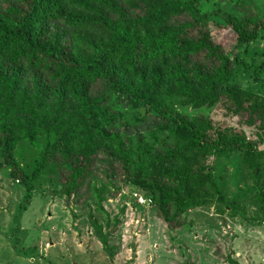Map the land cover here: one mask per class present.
<instances>
[{"label": "trees", "instance_id": "1", "mask_svg": "<svg viewBox=\"0 0 264 264\" xmlns=\"http://www.w3.org/2000/svg\"><path fill=\"white\" fill-rule=\"evenodd\" d=\"M201 3L0 0V158L25 189L21 211L46 184L67 205L92 194L104 225L89 220L109 256L119 221L104 204L116 180L168 225L206 209L264 225V97L232 85L245 61L215 42ZM215 26L247 52L264 16L228 14ZM219 104L256 140L178 110ZM23 145L37 152L26 169ZM233 156L246 187L230 198L207 163Z\"/></svg>", "mask_w": 264, "mask_h": 264}, {"label": "rangeland", "instance_id": "2", "mask_svg": "<svg viewBox=\"0 0 264 264\" xmlns=\"http://www.w3.org/2000/svg\"><path fill=\"white\" fill-rule=\"evenodd\" d=\"M201 6L210 18L215 42L245 61L232 85L264 97V34L247 52L243 51L246 48L234 52L235 34L215 26L228 14L253 12L264 16V0H202ZM178 110L188 118H210L216 125L243 131L256 140V129L247 127L223 105ZM21 148L26 169L37 152L26 145ZM239 164L236 156L225 161L212 158L207 163L230 198L246 187ZM10 172L0 158V264H229V256L239 264H264V225L220 217L215 209L190 211L179 222L168 225L152 209L153 204L140 205L136 192L119 180L112 181L108 192L114 190V197L109 196L104 204L111 219L119 221L109 230L113 250L109 256L89 220L92 213L104 225L92 205V194L84 191L77 203L73 200L67 205L58 195V187L46 184L36 188L39 194L35 193L29 207L21 211L25 189ZM102 178L98 177V183Z\"/></svg>", "mask_w": 264, "mask_h": 264}, {"label": "built area", "instance_id": "3", "mask_svg": "<svg viewBox=\"0 0 264 264\" xmlns=\"http://www.w3.org/2000/svg\"><path fill=\"white\" fill-rule=\"evenodd\" d=\"M135 198L137 200V202L140 204V205H150L151 204V201L150 200H147L145 199L144 197H142L141 195L139 194H135Z\"/></svg>", "mask_w": 264, "mask_h": 264}, {"label": "water", "instance_id": "4", "mask_svg": "<svg viewBox=\"0 0 264 264\" xmlns=\"http://www.w3.org/2000/svg\"><path fill=\"white\" fill-rule=\"evenodd\" d=\"M142 113H143V115H145V114H146V112H145L144 110H142Z\"/></svg>", "mask_w": 264, "mask_h": 264}]
</instances>
